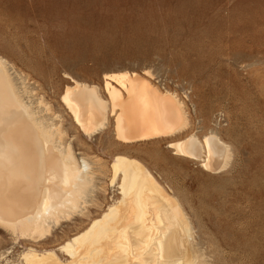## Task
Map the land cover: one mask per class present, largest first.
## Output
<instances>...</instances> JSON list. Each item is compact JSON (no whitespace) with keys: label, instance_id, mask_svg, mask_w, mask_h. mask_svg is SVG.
I'll return each mask as SVG.
<instances>
[{"label":"rangeland","instance_id":"obj_1","mask_svg":"<svg viewBox=\"0 0 264 264\" xmlns=\"http://www.w3.org/2000/svg\"><path fill=\"white\" fill-rule=\"evenodd\" d=\"M0 58L33 92L20 90L35 111L64 119V145L94 172L87 208L52 224L45 241L15 243L0 229V264L30 247L56 249L105 213L120 198L111 185L119 155L174 191L205 264H264V0H0ZM126 71L151 72L184 102L188 123L176 137L124 144L113 118L88 136L75 125L62 101L72 80L108 99L104 76ZM212 135L229 149L221 173L203 167L205 154L187 159L169 147Z\"/></svg>","mask_w":264,"mask_h":264},{"label":"bare ground","instance_id":"obj_2","mask_svg":"<svg viewBox=\"0 0 264 264\" xmlns=\"http://www.w3.org/2000/svg\"><path fill=\"white\" fill-rule=\"evenodd\" d=\"M153 79L149 71L107 74L108 99L100 87L72 80L63 105L87 136L113 118L116 137L124 144L166 141L187 125L188 114L178 95L160 90ZM16 83L0 58V229L10 232L15 243L38 244L50 236L52 224L87 208L94 172L64 145V119L50 107L35 111L28 104L34 97L26 102V90ZM43 105L40 99L37 108ZM169 147L187 159L202 160L205 154L202 165L210 172L221 173L229 159L228 147L214 135L204 143L192 136ZM111 168V185L120 198L105 213L58 248L26 247L10 264H205L174 191L136 159L116 156Z\"/></svg>","mask_w":264,"mask_h":264}]
</instances>
